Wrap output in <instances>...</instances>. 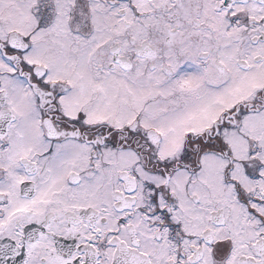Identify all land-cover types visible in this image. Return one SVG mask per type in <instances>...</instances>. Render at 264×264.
<instances>
[{
  "label": "snow or ice",
  "instance_id": "1",
  "mask_svg": "<svg viewBox=\"0 0 264 264\" xmlns=\"http://www.w3.org/2000/svg\"><path fill=\"white\" fill-rule=\"evenodd\" d=\"M0 264H264V0H0Z\"/></svg>",
  "mask_w": 264,
  "mask_h": 264
}]
</instances>
